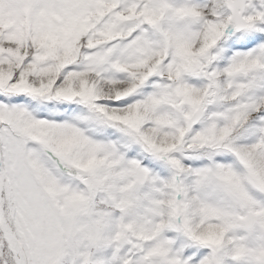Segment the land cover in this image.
<instances>
[{
    "label": "snow or ice",
    "instance_id": "6c2138e0",
    "mask_svg": "<svg viewBox=\"0 0 264 264\" xmlns=\"http://www.w3.org/2000/svg\"><path fill=\"white\" fill-rule=\"evenodd\" d=\"M0 264H264V0H0Z\"/></svg>",
    "mask_w": 264,
    "mask_h": 264
}]
</instances>
